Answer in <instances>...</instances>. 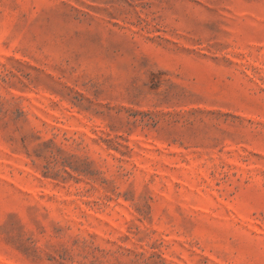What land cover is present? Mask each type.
Here are the masks:
<instances>
[{
  "label": "rangeland",
  "instance_id": "1",
  "mask_svg": "<svg viewBox=\"0 0 264 264\" xmlns=\"http://www.w3.org/2000/svg\"><path fill=\"white\" fill-rule=\"evenodd\" d=\"M0 264H264V0H0Z\"/></svg>",
  "mask_w": 264,
  "mask_h": 264
}]
</instances>
